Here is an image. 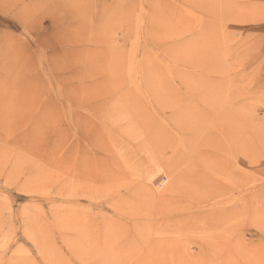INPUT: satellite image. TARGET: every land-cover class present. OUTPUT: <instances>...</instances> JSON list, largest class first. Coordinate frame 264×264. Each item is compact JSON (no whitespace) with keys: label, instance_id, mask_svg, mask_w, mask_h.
<instances>
[{"label":"rangeland","instance_id":"374dc122","mask_svg":"<svg viewBox=\"0 0 264 264\" xmlns=\"http://www.w3.org/2000/svg\"><path fill=\"white\" fill-rule=\"evenodd\" d=\"M0 264H264V0H0Z\"/></svg>","mask_w":264,"mask_h":264},{"label":"bare ground","instance_id":"6f19581e","mask_svg":"<svg viewBox=\"0 0 264 264\" xmlns=\"http://www.w3.org/2000/svg\"><path fill=\"white\" fill-rule=\"evenodd\" d=\"M167 8V7H166ZM166 11V10H165ZM163 12H164V10H163ZM170 12H171V10H170ZM169 16V15H168ZM172 16V15H171ZM166 18V17H165ZM170 21V20H169ZM168 21V22H169ZM175 30H176V28H175ZM167 31H169V30H167ZM111 43V42H110ZM178 46V45H177ZM113 47V46H112ZM178 50V49H177ZM182 51V50H181ZM184 52V51H183ZM147 53V52H146ZM178 55V54H177ZM182 56V55H181ZM152 57V56H151ZM180 60V59H179ZM154 64V63H153ZM145 66V65H144ZM123 70V69H122ZM168 71V70H167ZM147 72V71H146ZM158 73V72H157ZM165 76V75H164ZM127 80V79H126ZM139 81V80H138ZM207 84V83H206ZM158 86H159V84H158ZM166 86V85H165ZM191 87V86H190ZM163 91V90H162ZM202 92V91H201ZM210 93V92H209ZM164 94V93H163ZM165 96V95H164ZM161 106V105H160ZM162 110V109H161ZM217 115H218V113H217ZM185 123V122H184ZM196 125V124H195ZM156 128V127H155ZM155 132V131H154ZM160 136V135H159ZM153 138V137H152ZM157 138V137H156ZM164 138H165V136H164ZM153 141H154V139H153ZM153 143V142H152ZM165 144V143H164ZM94 195V194H93Z\"/></svg>","mask_w":264,"mask_h":264}]
</instances>
